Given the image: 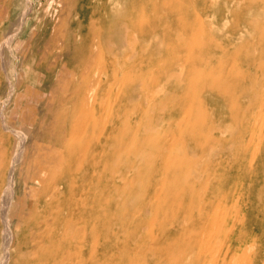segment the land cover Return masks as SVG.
<instances>
[{"label": "rangeland", "instance_id": "rangeland-1", "mask_svg": "<svg viewBox=\"0 0 264 264\" xmlns=\"http://www.w3.org/2000/svg\"><path fill=\"white\" fill-rule=\"evenodd\" d=\"M263 87L264 0H0V264L263 253Z\"/></svg>", "mask_w": 264, "mask_h": 264}, {"label": "bare ground", "instance_id": "bare-ground-1", "mask_svg": "<svg viewBox=\"0 0 264 264\" xmlns=\"http://www.w3.org/2000/svg\"><path fill=\"white\" fill-rule=\"evenodd\" d=\"M88 103V102H87ZM92 104H94V103H92ZM85 105H86V103H85ZM88 106V104L86 105V107ZM259 106H260V110H264V87H263V89H262V94H261V96H260V101H259ZM4 107V106H3ZM2 107V108H3ZM90 107H91V105H90ZM84 108H85V106H84ZM92 108V107H91ZM86 109V108H85ZM85 109H83V110H85ZM82 110V109H81ZM87 110H88V108H87ZM92 111H93V109H92ZM81 113H82V111H80ZM86 112H88V111H86ZM2 113V112H1ZM190 113V112H189ZM256 114H257V112L255 111L254 112V114L252 115V116H250L249 117V120L253 117V116H256ZM81 114L79 113V116H80ZM83 115H85V112L83 113ZM88 114H87V117L86 118H88ZM82 119H84L83 117H82V115L80 116ZM85 118V119H86ZM78 119H80L79 117H78ZM82 119H80V121L77 123V122H75L77 125H75V128H71V129H74V130H72L73 131V133H72V136L71 137H73V138H75V139H77V138H82L83 136H85V134L88 132L87 130H88V126H87V120H85V122L82 120ZM262 120H263V118H262ZM90 121V120H89ZM256 122H257V120H256ZM259 125V124H258ZM64 126V125H63ZM263 126H264V123H263ZM262 126V127H263ZM260 130H262V129H260ZM260 132H262V131H260ZM70 134V133H69ZM262 134V136L264 137V131H263V133H260L259 135H261ZM258 135V136H259ZM70 137V136H69ZM258 139H260L259 137H258ZM72 140V139H71ZM80 140V139H79ZM26 142V141H25ZM68 142H69V140H68ZM249 142V141H248ZM260 142V141H259ZM70 143V142H69ZM251 143V142H250ZM258 143V142H257ZM259 144V143H258ZM247 146H248V144H247ZM259 146V145H258ZM41 147V146H40ZM53 147V146H52ZM249 147V146H248ZM260 147V146H259ZM258 148V147H257ZM256 151V150H255ZM255 151L253 152V155H256V154H254L255 153ZM257 152V151H256ZM19 154V153H18ZM46 154V153H45ZM60 154V153H59ZM55 155V154H54ZM51 156V155H50ZM2 158H5V156L4 155H1L0 154V173L1 174H3L4 172H5V170H4V163H3V159ZM255 158V157H254ZM14 160V159H13ZM17 161V160H16ZM14 162V161H13ZM36 163V162H35ZM12 170H11V173H12V179L11 180H13V171H14V168L12 167L11 168ZM3 175H5V173L3 174ZM44 176V175H43ZM32 177V176H31ZM37 182V181H36ZM12 183V182H11ZM36 184H38V183H36ZM31 187V186H30ZM36 187V186H35ZM32 188V187H31ZM7 192V191H6ZM3 194V193H2ZM2 197V196H1ZM52 198L53 197H51V200H52ZM5 201V200H4ZM2 206V205H1ZM31 213V212H30ZM29 216V215H28ZM31 218V217H30ZM44 221H46V219L44 220ZM213 221V220H212ZM211 221V222H212ZM6 222H7V220H6ZM210 222V223H211ZM9 223V222H8ZM209 223V224H210ZM212 225H215L214 224V221L212 222V224H211V226ZM6 226H7V232H5L6 234L4 235L5 236V240L8 238V235L10 234V231H9V228H8V225L6 224ZM209 226V225H208ZM48 227V226H47ZM215 229H217V228H215ZM3 231V230H2ZM2 234V233H1ZM198 234V233H197ZM202 234V238H203V236H204V233L202 232L201 233ZM11 235V234H10ZM9 235V236H10ZM33 235V234H32ZM36 236V235H35ZM10 238V237H9ZM34 238V237H33ZM32 239V238H31ZM7 242H10V241H7ZM37 242V241H36ZM9 245V244H8ZM260 250H264V248H261ZM5 251V250H4ZM237 251V250H236ZM232 252V250H226V252L224 253V259H226L228 256H229V254ZM200 260V259H199ZM217 260V259H216ZM215 262H217L216 264H218V261H215ZM229 264H264V251H263V253H261V252H258V251H253V250H242V252L240 253V254H238V255H234L230 260H229Z\"/></svg>", "mask_w": 264, "mask_h": 264}]
</instances>
